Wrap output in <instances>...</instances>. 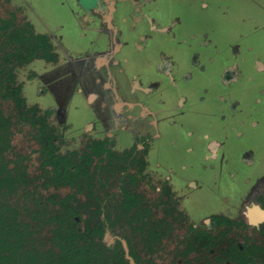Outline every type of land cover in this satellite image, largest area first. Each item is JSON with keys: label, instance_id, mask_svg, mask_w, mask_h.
Instances as JSON below:
<instances>
[{"label": "rangeland", "instance_id": "374dc122", "mask_svg": "<svg viewBox=\"0 0 264 264\" xmlns=\"http://www.w3.org/2000/svg\"><path fill=\"white\" fill-rule=\"evenodd\" d=\"M119 5L118 0H0V18L15 17L20 21H29L34 26L35 32L49 36L55 49L58 50L55 64L44 59L10 61L6 70L11 74L10 76L7 74L12 80L11 85L19 88L18 94L25 102L24 109L35 107L40 115L45 114L51 106H56L54 94H50L49 89L50 86H58L55 91L57 96L58 93L63 94L65 105H69L68 114L60 108L48 114L47 118L56 129L55 153L61 154L83 151L85 142L92 133L89 130L92 120L108 118V111L104 110L101 104L110 103V98L107 92L99 90L101 87H97L95 81L90 80L95 73V66L80 59L85 57L84 60L102 61L100 57L98 59V55L92 53L102 50V47L108 50L109 45L116 47L119 41L124 40V36L129 43V47L124 51L130 57V62H123L120 67L114 69L113 82H115L116 94L133 98L130 90L137 87V81L131 76L133 73L139 74L144 83L146 80L156 81L159 76L155 62L160 52L170 55L176 62L179 76H182L183 72L192 75L187 92L194 102L197 100L198 92L201 96L204 88H208L209 94L213 96L227 92L237 94L238 100H242L245 109L240 117L236 118V123L233 122L231 126L223 124L221 118H218V103H210L211 111L205 112L200 109L202 106L199 107V102L194 106L196 113L190 111L178 117L184 126L177 124L173 127V132L166 136V149L160 150L159 153L154 152L155 157L158 155L166 158L169 164L175 165L174 168L179 172L181 180L196 179L199 185L206 181L204 179L211 180L210 186L206 184L192 191L190 198L192 209L200 211L211 209L214 212L227 210L228 212L224 213L231 214L229 212L238 207L237 203L249 188H253L256 180L264 183V100L259 104L255 103L261 87L260 83H263L264 87V72H259L256 63L259 61L257 58H260L264 66V0H154L147 6L151 9L152 16L160 18L161 25L168 24L171 29L161 35L159 31L152 29L150 21L148 24L147 21L140 23L136 27H131L129 22L122 26L120 35L124 34L122 40L121 37L113 39L116 36L111 35L121 26L117 19L120 21L121 13L127 15L129 13V16L130 14L132 16L136 10L134 7L130 8L129 4L126 9L120 8ZM92 6H96L95 14H92ZM136 15L139 16L140 12ZM130 20L134 22L133 19ZM175 20L177 24L174 29L172 24ZM143 33L152 37L149 39L148 47L140 52L136 50L134 42L135 38ZM206 33L209 34L206 38L211 43V47L200 54L202 64H206V70L200 76L196 72L199 66L193 61V48L200 46V43L206 39L204 38ZM175 36H178V41L172 40ZM235 44L240 45L237 47L241 53L238 58L233 49ZM215 45L219 52L212 50ZM91 54L93 56H90ZM233 65L237 66L240 79L238 84H232L229 89L224 85L223 77L226 70ZM52 70L55 72L52 73ZM62 72L64 77L60 85L58 80ZM51 74L57 76L52 77ZM90 86L98 89L97 99L91 105L86 102L90 99V94L92 96V93L86 94V89ZM166 96L168 100H172L170 92H166ZM0 109L7 116L16 115L13 101L3 98L2 94H0ZM243 116L246 122L241 129L243 136L240 137L241 141L238 144L233 141L230 145V151L232 147L236 149L230 152V158L238 160L241 151L252 150L255 156L254 167L229 165L221 166L217 172H205L201 167L202 164L198 162V155H191L188 162L186 159L184 161L186 145L189 144L185 136L187 127L193 131L196 129L200 134L216 131L219 138L225 135V139L231 140L235 137V132H232L231 136L229 130L232 126H237L238 120L240 118L243 120ZM250 116H255L260 121L259 128L252 129L249 125ZM74 121L75 128L68 126ZM35 134V126L22 119L16 120V125L12 127L10 151L7 153L10 165L17 160L23 162L33 186L43 181L39 177L43 144L35 139ZM170 139L175 141L174 145L168 143ZM189 141L196 144L195 141H199V138L195 137ZM197 145H201V141ZM184 162L188 167L182 169L180 167ZM132 171L135 173L136 170L132 169ZM117 172L116 179L121 176L120 170ZM143 174L141 173L140 176H143L144 180L138 183L136 190L140 193V202L151 208L153 203L157 204L159 194L155 190L157 179L166 173H160L151 164ZM113 179L108 181L112 184L117 183ZM39 191L45 196L57 194L62 197L72 193V188L66 186L46 190L39 185ZM227 196H230L231 203L226 205L223 198ZM174 214H164L159 208H154L151 215H145L152 227H160L161 238L158 243L153 244L151 250L147 251L144 264H264V233L247 225L245 217H240L242 222L237 223L239 218L232 214L227 217L229 227L211 231L207 230L202 216L193 214L187 217L186 227L180 226L183 222L182 216L176 211ZM190 226H194L196 233L210 234L208 242H212L213 246L208 254L204 253L207 243L203 250L196 247L189 249V246L193 245L189 239L193 235L189 230ZM48 231L49 229L45 228L41 234L45 248L51 246L47 238ZM104 240L108 244H114L115 239L108 233Z\"/></svg>", "mask_w": 264, "mask_h": 264}, {"label": "flooded vegetation", "instance_id": "af4514ba", "mask_svg": "<svg viewBox=\"0 0 264 264\" xmlns=\"http://www.w3.org/2000/svg\"><path fill=\"white\" fill-rule=\"evenodd\" d=\"M95 9L96 6H92V10H93L92 14L96 13ZM136 9H139V5L135 7V10ZM142 9L145 10L144 12L150 15V18L154 20L155 24L161 23L160 18H158L157 16L156 18L152 16V11L150 8L147 7ZM17 21L21 22L22 20L20 21L17 19ZM25 21L29 22L27 20ZM175 22H177V20H175ZM130 25L131 27H135L134 26L135 23L132 21H130ZM153 25L154 24L151 25L152 29L155 30L157 29L160 33H163L162 30H164V27L163 28L160 26L156 27V25L155 27H153ZM165 31L167 32V28ZM35 33L39 34L37 32ZM141 35L146 37V33L140 34V37ZM208 35L209 34L206 33L204 38H206ZM176 40L178 41V39ZM99 43L100 40L98 41V44ZM209 46L211 47V43L207 41L206 38L203 40L202 43H200V46L198 45L193 48L194 51L193 61L196 66H199L197 67L199 70L197 69L198 71L196 72H198V75L200 76H202L206 70V64H202V61L200 60V54L202 51L203 52L208 51ZM239 46H240L239 44L237 45L235 44L233 47L234 52L236 54L235 56L237 58L241 56L240 50L237 49V47ZM108 47H109L108 50L102 47L101 48L102 50H99L96 53H92L93 55L95 54L98 55V59L100 57L102 61H100V59L94 61L93 59L90 64L93 65V67L95 66V73L94 75H92L90 80L95 81L94 82L95 85L97 84V87H101L99 88V90L102 89L103 91L107 92L110 98V103L108 104L103 103V105L101 104L104 110L108 111V118H101L99 119L100 121L98 119L92 120L91 127L89 128V130L92 131V133L89 134L90 137H88L85 142V149L80 152H69L66 154L55 153L56 145L54 141L56 139V129L48 122L47 115L51 114L56 109L58 110L60 108H63L68 114V108H69V105H65L63 101L64 98L63 94L58 93L59 97L57 96L55 88L58 86L56 87L50 86L49 89L50 90L49 93L54 94L53 98L55 97V103H56L55 107L51 106L50 108H48L45 114L42 115L38 114L37 108L33 107L31 108V111L25 113L24 115L25 120L22 121L28 120L27 121L28 124L33 125V127L34 126L36 127L35 139H38L39 142L48 145L53 155L72 158V160L74 161L84 162L85 161L84 159L87 158L86 155L88 154L92 159L91 160L92 163L89 165V167H91L92 170H95L96 167L102 168L105 166L106 161L108 159V155L106 153L109 152L111 155L109 158H111V162L113 163V171L111 178H114L117 182L115 184L109 182L110 184L109 191L113 198L122 195L121 185L124 184L123 182H121V178L123 180L128 181L129 180L128 176L130 174L136 175V183L135 186L132 187V189L134 188V190H136L138 183L141 180H144V177L140 176V174L142 173V175H144L143 173L151 164H153L154 168L159 170L160 173L165 172L166 173L165 175H162V177H159L157 179V184L155 187V190L159 192L157 196L158 197L157 204L153 203L151 208L146 207L144 203L140 202L141 200L140 193L137 192L136 190V192L139 194L138 211L145 218V221L147 223L150 222L148 218L145 217V215L149 216L153 213L154 208L157 209L159 208V210L164 214L175 215L174 212L176 211L180 216H182L183 222L180 223V226L187 227L186 224L187 217L193 216V214H195L196 216H202V221L205 223V226L208 228L207 230L215 231L218 228L220 229L227 226L229 227L230 224H229V219L227 217L234 214L236 217L239 218L237 220V223L242 222V220H240V217H245L247 225L249 224L250 226H252V228H256L260 232L264 233V227H262L264 224V218H263L264 183L263 182H259V180L258 181L256 180L253 188H249L248 191L244 194V196L241 197V199L237 203L238 207L232 209V211L229 212L231 214L224 213V212H228L227 210L223 212L222 211L214 212L211 209H205L204 211L194 210L190 206L191 203L190 198L192 197L191 194L192 191H196L202 186H205L206 184L210 186L212 184L211 180H209V178L204 179L206 181L203 180L204 181L203 184L200 185L198 180L196 179L181 180L182 178H180L179 172L174 168L175 165L169 164L166 158L158 157V155L157 157H155L154 155V152L159 153L160 150L166 149L165 146L166 136L167 135L169 136L173 132L172 131L173 127H176L177 124L180 125L182 124L181 121L178 119V117L180 115H184L185 113H189L190 111L194 112L196 108V107L194 108V106L198 105L199 102H200L199 107L202 106L200 109H203L205 112L211 111L209 108L210 103H214V102L218 103L219 104L218 118H221L223 124L225 126L227 124H228L227 126H231L233 122L236 123V118H239L241 112L245 109L242 100H238L237 94H231L227 92L225 94L222 93L213 96L212 94H209L208 88H204V90H202L201 96L198 92L197 95L198 102L197 100L196 102H194L192 98L188 96V92H187L189 83L192 79V75L189 72H183L181 74L182 76H179V74L176 71V64H175L176 62L171 58L170 55H167L164 52L163 53L160 52V54L157 57L158 60H156L155 62L156 64L155 69H157L156 72L159 78L156 81L146 80L145 83L141 81L142 84L141 86H138V83H136L137 87L134 89L132 88L130 91L132 93V90H138V93L135 96L132 93L131 95L133 96V98L127 96L123 97L120 94H116L117 90L115 89L114 86L115 82H113L112 80L113 78L110 77L109 74L111 72L110 71L111 69L120 67L123 62H130V60H127L125 58L123 59L122 62H119L118 64L112 58L114 54L113 52H115L116 47H114L113 45H109ZM53 48H54L53 52L57 54L58 50L55 49L54 45ZM212 50L219 52V50H217L216 45ZM198 51H200V53ZM92 54L90 56H93ZM84 59H80V60H83L84 62L86 61L87 63L88 60H84ZM257 59L259 60L256 61V63L258 64L257 68L259 69V72L260 71L264 72L263 62L261 61L260 58ZM48 62L55 64L57 63V60L48 61ZM108 67L110 70L108 69ZM53 72L55 71L52 70V73ZM55 76H57V74L52 75V77ZM59 77H60V79L58 78L59 84L62 85V81L64 77L63 72L60 73ZM134 79L136 80L135 77ZM239 79L240 78L237 73V66L233 65L230 66L224 73L223 82L225 86L231 89V85L238 84ZM107 82H109L110 85H107L108 84ZM260 84L261 87L259 92L257 93L258 98L257 101L255 102L258 104L264 100L263 83ZM97 87L95 88L90 86L89 88L86 89V94L92 93V96L91 94L89 96L90 99H88V101L86 100V102H88L90 105L92 104V102L96 101L97 99V92H98ZM16 91L18 93L19 88L16 87ZM166 92H170V94L172 95V100L167 99L168 96H166ZM21 99L24 101L23 98ZM21 117H22L21 113H19L16 108V120L19 121L20 119H22ZM244 118H245L244 116H243V120L240 118L237 123L238 125L235 127L232 126L231 130H229L230 131L229 134L231 136H232V132H235L236 138L233 137L231 140H228L227 138L225 139V135L222 138H219L220 136L219 134H217L216 131H213L214 133L205 132L203 134H200L196 129L193 131L190 130L191 128L187 127L185 131V136L188 139L189 144L186 145L187 146L185 149L186 157H184V161L186 159V162H188L191 155L193 156L198 155V162L202 164L201 167H203L205 172L207 171L217 172L219 171L221 166L227 167L229 165H234L237 167L241 165L254 167L255 156L252 150L241 151L238 160L230 158V152L236 150L234 147H232L230 151L229 150L230 145L232 144L233 141H236L238 144V142L241 141L240 137L243 136L241 129L243 128L242 126L245 125L244 123H246ZM71 123H69L68 126L74 127L75 121ZM248 123L252 127V129H257L260 127V121L256 119L255 116H250L248 118ZM181 126L183 127L184 125L182 124ZM167 129H168V133L166 134ZM195 137L199 138V141H195L196 144L190 143L189 140ZM200 141H201V145H197L200 143ZM168 143L170 145H174L175 141L174 140L171 141L170 139ZM121 147L124 148L122 149ZM92 148L95 150V152L98 151L99 153L93 152ZM41 149L43 150V146L41 147ZM186 167H188V164L186 166L184 162L182 163L180 168L184 169ZM118 168H120L121 176L119 175V177L116 179L118 175L117 171L119 170ZM132 169L136 170L135 173H133ZM96 171L99 174V176H102V178H106L105 175L102 174L100 170L96 169ZM233 175L234 174H232V176ZM248 181L249 180H247V182ZM113 185L116 187H114ZM230 199H231L230 196H227L223 198V202L227 205L229 204V202L231 203ZM136 211L137 209L132 208L130 213H136ZM243 225H245L244 222ZM150 226L154 231H156V233H158L160 240L161 238L160 227L154 228L152 227L151 223ZM189 230H191V232L193 233L192 238L194 237L193 240L192 238H189L190 241H192L193 243L192 246L198 248L199 250H203L204 245L207 243L204 253L208 254L209 249L212 248L213 246L212 242H208L210 240L209 239L210 234H206L204 232L196 233L194 226H190ZM195 237H197V239H195ZM145 238L146 236L144 235L142 238H138L136 240V245L142 250L141 255L143 259L147 254V248L149 246V242ZM125 248H127L126 245Z\"/></svg>", "mask_w": 264, "mask_h": 264}, {"label": "trees", "instance_id": "16d2710c", "mask_svg": "<svg viewBox=\"0 0 264 264\" xmlns=\"http://www.w3.org/2000/svg\"><path fill=\"white\" fill-rule=\"evenodd\" d=\"M53 50L49 37L36 34L29 22L0 18V94L13 101L22 120L31 109L24 110L6 67L16 59L56 61ZM14 124L16 115L7 116L0 109V264H131L128 256L135 264H144L136 240L145 235L148 251L153 242L158 243L159 235L138 211L139 194L132 189L136 175L130 174L128 181L121 178L122 195L113 198L109 152L105 166L96 167L106 177L102 178L89 167L92 159L88 154L84 162L74 161L53 155L42 143L40 187L72 188V193L62 197L42 195L21 160L10 165L7 153ZM132 208L136 213H130ZM45 228L49 229V248L41 240ZM108 233L114 236V245L105 242Z\"/></svg>", "mask_w": 264, "mask_h": 264}, {"label": "crops", "instance_id": "0c3cea01", "mask_svg": "<svg viewBox=\"0 0 264 264\" xmlns=\"http://www.w3.org/2000/svg\"><path fill=\"white\" fill-rule=\"evenodd\" d=\"M154 0H145V1H139V0H118V2L120 3V8H124V9H126V6L128 5V6H131L132 8L134 7H137V5H139V9H136V11H135V13H134V15H132L131 16V14H130V16H129V13H128V15H127V13H121L120 15H121V19H120V21H119V19H117V21H118V23L121 25L118 29H117V31L115 30L111 35L112 36H116L115 38H113V39H116L117 37L119 38V37H121V40H122V36H124V34L122 35V36H120L121 34H122V29H123V25L124 24H128L131 20L130 19H133L134 20V23H135V27L138 25V24H140V23H145L146 21H147V24H148V20L150 21V23H152V24H154L153 25V27H155V25H156V27L157 26H160V27H164V30H162L163 31V33H160L161 35H163V34H165V30H166V28H167V30L169 31L170 29H171V27L168 25V24H165V25H162L161 26V23L160 24H155V22H154V20L153 19H151L150 18V15L148 14V13H146V12H144L145 10H143L142 8H146L147 6H149L152 2H153ZM118 6V7H119ZM130 7V8H131ZM141 7V8H140ZM114 9H115V7H114ZM137 12H140V15L138 16V15H136V13ZM127 16V17H126ZM149 17V18H148ZM114 18L116 19V17L114 16ZM148 20H147V19ZM145 19H146V21H145ZM151 19V20H150ZM121 20H122V23H121ZM151 24V25H152ZM177 24V22H173V24H172V27L175 29L176 28V25ZM116 25H118L117 23H116ZM167 25V26H166ZM111 26H112V23H111ZM156 31H158L157 29H156ZM111 36V37H112ZM158 36V35H157ZM142 37V38H141ZM141 37H140V35L137 37V39L135 38V47H136V50H140V52H142L143 50H145L147 47H148V43H149V39L152 37V36H149V35H146V37L145 36H143V35H141ZM124 40L123 41H119V43L117 44V46H116V49H115V52H113L114 54H113V56H112V58H113V60H115V62H117V63H119V62H122L123 61V59H127V60H130V57L126 54V52L124 51L125 50V48H128L129 47V43L128 42H126L127 41V37L126 36H124V38H123ZM176 40V39H178V36H175L174 38H173V40ZM111 40H112V38H111ZM120 57V58H119ZM91 58V57H90ZM121 58H122V60H121ZM90 62V64H91V59L90 60H88L87 61V63H89ZM109 64V63H108ZM108 69H109V67H108ZM110 70V69H109ZM111 72H110V77H112L113 78V76H114V68L113 69H111L110 70ZM134 75V76H133ZM132 76V79H134V77L136 78V81H137V83H138V86H141L142 84H141V78L139 77V74H132L131 75ZM113 80V79H112ZM135 80V79H134ZM143 82V81H142ZM108 84L107 85H110L109 84V82H107ZM139 88V87H138ZM137 92H138V90H132V93H133V95L135 96L136 94H137Z\"/></svg>", "mask_w": 264, "mask_h": 264}, {"label": "water", "instance_id": "95a60500", "mask_svg": "<svg viewBox=\"0 0 264 264\" xmlns=\"http://www.w3.org/2000/svg\"><path fill=\"white\" fill-rule=\"evenodd\" d=\"M263 215H264V214H263ZM263 218H264V216H263ZM128 259L130 260V263H131V264H135L134 261H133V259H132L131 257L128 256Z\"/></svg>", "mask_w": 264, "mask_h": 264}]
</instances>
